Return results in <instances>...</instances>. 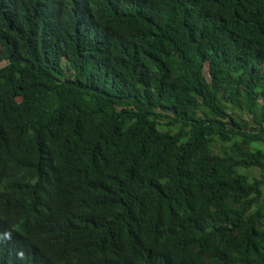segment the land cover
<instances>
[{
    "label": "trees",
    "instance_id": "1",
    "mask_svg": "<svg viewBox=\"0 0 264 264\" xmlns=\"http://www.w3.org/2000/svg\"><path fill=\"white\" fill-rule=\"evenodd\" d=\"M0 61V264H264V0H0Z\"/></svg>",
    "mask_w": 264,
    "mask_h": 264
},
{
    "label": "rangeland",
    "instance_id": "2",
    "mask_svg": "<svg viewBox=\"0 0 264 264\" xmlns=\"http://www.w3.org/2000/svg\"><path fill=\"white\" fill-rule=\"evenodd\" d=\"M3 64H4V61H0V66H2ZM253 173L256 174V171L253 170ZM262 189H263V194H264V186L262 187Z\"/></svg>",
    "mask_w": 264,
    "mask_h": 264
},
{
    "label": "clouds",
    "instance_id": "3",
    "mask_svg": "<svg viewBox=\"0 0 264 264\" xmlns=\"http://www.w3.org/2000/svg\"><path fill=\"white\" fill-rule=\"evenodd\" d=\"M0 232H1V230H0ZM0 242H4V239H3L2 235H1V240H0Z\"/></svg>",
    "mask_w": 264,
    "mask_h": 264
}]
</instances>
